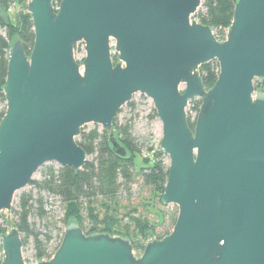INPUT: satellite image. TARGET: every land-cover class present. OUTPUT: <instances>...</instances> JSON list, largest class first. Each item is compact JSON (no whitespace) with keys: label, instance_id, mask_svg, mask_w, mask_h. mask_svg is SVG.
<instances>
[{"label":"water","instance_id":"water-1","mask_svg":"<svg viewBox=\"0 0 264 264\" xmlns=\"http://www.w3.org/2000/svg\"><path fill=\"white\" fill-rule=\"evenodd\" d=\"M201 0H28L33 46L10 44L0 121V220L47 163L80 170L76 143L99 125L125 158L113 121L136 93L152 101L168 157L161 203L177 206L172 230L135 255L126 237L85 234L76 221L49 260L36 264H264V0H237L225 38L191 19ZM113 41V44H111ZM84 43L79 64L74 46ZM111 47L117 54L113 63ZM218 64L213 86L199 67ZM184 90L180 91V86ZM200 106L190 128L185 109ZM8 225V223H6ZM0 264H25L13 223Z\"/></svg>","mask_w":264,"mask_h":264},{"label":"trees","instance_id":"trees-1","mask_svg":"<svg viewBox=\"0 0 264 264\" xmlns=\"http://www.w3.org/2000/svg\"><path fill=\"white\" fill-rule=\"evenodd\" d=\"M54 7L58 6L60 0H52ZM237 0H202L203 11H196L191 19L197 20L202 25L212 26L215 37L222 40L224 31L228 29L232 21L234 4ZM28 0H0V8L5 11L14 5V12L6 19L0 16V29L5 34H0V121L5 113V98L3 86L5 83L6 70L8 66V53L10 44L15 38L22 42L26 55L30 54L33 46L34 34L32 22L25 9ZM8 12V11H7ZM113 63L117 56L111 55ZM218 64L210 61L199 67L200 77L206 90L210 89L218 75ZM255 89L264 93V82L255 84ZM196 110L200 101L196 102ZM130 111L134 112L136 107L133 101L126 104ZM119 114V112H118ZM118 116V115H117ZM113 121L115 136L127 152L125 158L113 153L106 133L98 127L85 131L81 129L76 143L85 151L89 159L84 166L74 172L70 167H60L53 164L45 165L40 170L37 179H31L28 189H23L13 199V224L22 236V244L25 247L29 242L32 245L34 262L49 260L60 245L63 232H61L58 243L52 247L54 239L52 233L54 222L50 218V199L56 198L62 207L61 222L65 226L76 221L85 234L108 233L126 237L132 244L133 251L141 253L144 242L155 235V228L148 229L149 225L144 217H133L129 212H137L141 208L149 207V204L140 199L139 202L122 216L117 217L123 194L130 199L132 187L138 185L139 191L145 190L148 200H156L161 203L164 192L168 164L164 161L161 149L156 151L147 141L132 133V119ZM156 117L154 109L151 110L149 119ZM191 129L194 121L187 118ZM146 152L151 155L143 159L141 156ZM102 210L99 211L98 209ZM124 218L134 224L138 230L136 238L144 239L140 243L138 239H131ZM176 220V219H175ZM173 222V225L175 223ZM4 231L0 227V234ZM170 233V232H169ZM167 233V234H169ZM166 236H161L162 238ZM135 238V237H134Z\"/></svg>","mask_w":264,"mask_h":264},{"label":"rangeland","instance_id":"rangeland-1","mask_svg":"<svg viewBox=\"0 0 264 264\" xmlns=\"http://www.w3.org/2000/svg\"><path fill=\"white\" fill-rule=\"evenodd\" d=\"M201 3H202V0H201ZM198 10L203 11V7H201V4H200L199 8L197 9V11ZM7 11L0 8V16H3L6 19L8 16H11L15 10L12 9L11 11H8V12ZM192 20L197 21L196 18L195 19L193 18ZM225 32H227V30L224 31V33ZM0 34H3V35L5 34L3 29H0ZM213 34L215 36V31H213ZM111 44H113V41ZM111 55L117 56V54L114 52L112 47H111ZM84 56H85L84 43L79 42L74 46V59L79 64H81ZM183 90H184V86L181 85L180 91H183ZM131 101H133V103H135V107H136L135 111L132 112V111H130L128 106L123 105L122 108L119 110V114L117 116L118 121L122 122V121L129 119L133 116V119L131 122L133 135L137 136V137H141L143 140H146L147 145L152 146L155 151L157 149H160V140H161V136H162L161 123L157 117H155L153 119H149V115L151 114V110L153 109L152 101L149 98H147L146 96L141 95L139 93L134 94L132 96ZM197 101H198L197 99L189 101L188 105L185 109L186 116H187V118L190 119V121H195V118L197 115V110L195 108L196 107L195 104ZM95 127H98L101 130V127L99 125H95L92 123L86 124L84 126V130L89 131L90 129H93ZM141 157L143 159L150 157V159H151L152 156L147 154L146 152H144ZM87 159H89V158L87 157ZM164 161L166 164H168V157L166 155H164ZM49 164H53V163L44 164L42 167H44L45 165H49ZM55 165H57V164H55ZM42 167H40L37 170V172L33 175L32 179L39 178L40 170ZM28 188L29 187L27 186L24 189H28ZM20 191H18L17 193H19ZM123 195L124 196H122L121 205H123L124 207H122V208L120 207L119 210L117 211V213H118L117 217L119 219L124 215L126 217L127 212H129L130 209H132L133 206H135L141 198L142 199L145 198L144 202L151 203V204H149V207L147 208V210L145 208L140 207L137 210V212H129L130 213L129 215H131L133 217L142 216L145 218V220L147 221V223L149 225L148 229H151L152 227L155 228V235L151 238H154L157 240L162 239L161 236H163L165 234L167 235V233H169L172 230L173 222L176 219L177 213H178L176 205L169 204V205L164 206L163 204L158 203L156 200H154L153 202L149 201L147 192L145 190L139 191L137 184L133 185L129 200L127 199L125 194H123ZM13 207H14V205L12 203L10 213L5 212L2 214L3 219L0 220V227L4 229V231L2 233L6 232V230L8 229L9 223H12L14 220L13 213H12ZM49 209L51 211L50 218H52V221L54 222V230L52 233L54 239L51 242V245L53 247L58 243V239L60 237L61 232L64 231V225L61 222L63 215H62L61 204L56 198L50 199ZM98 210L101 211V213H102V210L100 208ZM6 223H8V225ZM123 225H126L128 227V230L130 232L132 240L138 239V240H140V243H143L144 239L136 238L138 230L134 227V224H132L131 222L127 221L126 218H124ZM113 236H119V235H113ZM145 244H146V242H144V245ZM133 252L137 256L141 254V253L136 252V251H133ZM32 254H33V249H32L31 243L29 242L25 247L22 248V256H23V260H24L25 264H35V262L32 258ZM2 256H3V254H2L1 239H0V261L2 259Z\"/></svg>","mask_w":264,"mask_h":264},{"label":"built area","instance_id":"built-area-1","mask_svg":"<svg viewBox=\"0 0 264 264\" xmlns=\"http://www.w3.org/2000/svg\"><path fill=\"white\" fill-rule=\"evenodd\" d=\"M56 8H57V7H56ZM12 9H14V5L10 6V7L8 8V11H11ZM225 35H226V32L224 33V36H225ZM224 36H223V39L225 38ZM223 39H222V40H223ZM35 264H36V262H35Z\"/></svg>","mask_w":264,"mask_h":264}]
</instances>
